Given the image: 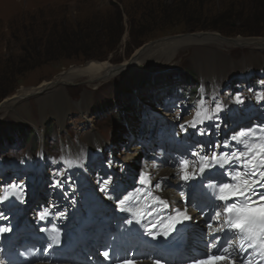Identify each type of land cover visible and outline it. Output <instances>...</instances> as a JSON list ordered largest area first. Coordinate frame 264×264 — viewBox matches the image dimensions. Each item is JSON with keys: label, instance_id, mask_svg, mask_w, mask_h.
Masks as SVG:
<instances>
[{"label": "rangeland", "instance_id": "374dc122", "mask_svg": "<svg viewBox=\"0 0 264 264\" xmlns=\"http://www.w3.org/2000/svg\"><path fill=\"white\" fill-rule=\"evenodd\" d=\"M87 24L102 39L98 55L108 54L105 61L58 60L22 75L1 74L26 65L24 49L31 42L63 28L78 35L76 29ZM193 35L264 40V0H0V135L13 139L0 136V216L33 217L38 204L58 211L101 205L116 179L150 172L152 152L170 146L173 136L190 154L210 159L230 153L233 111L242 116L264 110V51L219 47L225 60L218 49L200 44L172 59L160 55L162 44ZM144 49L143 63L99 86L89 77L58 83L6 111L13 103L6 100L60 82L73 68L91 62L117 67ZM191 73L197 85L185 78ZM53 90L56 96L40 103L41 92ZM61 93L69 101L62 107ZM8 194L17 203L7 212L1 207Z\"/></svg>", "mask_w": 264, "mask_h": 264}, {"label": "bare ground", "instance_id": "6f19581e", "mask_svg": "<svg viewBox=\"0 0 264 264\" xmlns=\"http://www.w3.org/2000/svg\"><path fill=\"white\" fill-rule=\"evenodd\" d=\"M216 42L217 44H214ZM200 44L204 45L206 49L212 48L214 50L215 49L219 50V47L225 50L229 49L230 47H240V48L253 47L252 49L264 51V40L255 39L254 41L252 40L251 42H248L243 39H236L235 41L230 42V41H226L224 38H221V37L218 38L215 35H211V36L207 35V36H198V37L196 36L182 37L176 40H172L171 43L162 44L161 46H163V49L160 55L164 56L166 59H172V57L178 54L179 51H181L183 48L194 47V50L196 51L197 48L195 47H197V45H200ZM218 50L217 52H219L222 55V57H225L223 52L220 50L218 51ZM147 54H148V50L144 49V51L140 53L139 57L135 60V62H133L132 64L133 67L136 65H139L140 63H143V60L145 59ZM224 59L226 60V57ZM71 71H73V73H68L66 74L65 77H61L62 81L56 82L57 84L44 82L43 85L40 86L39 89L26 90V91H23L17 94L15 99L6 100L5 101L6 103L13 102L8 107H6V111L7 109H11L12 107H14L16 104L18 105L19 103L25 101L29 97V95L34 94L35 92L37 94L38 92L44 89H48V88H53L55 90V87H57L62 82L71 84L79 80H82L84 77L85 78L89 77L91 81L96 82L97 80L94 86H99L100 84L98 83V81H100L103 78L104 80L112 79L114 77L112 76L113 73H116L117 75V73H119L121 69L115 68L114 66L108 63L91 62V63H88L87 66L73 68ZM122 71L119 74H121ZM54 90L48 93L46 91L44 93L41 92V94L44 95V97L39 98L40 103L47 105L48 101L46 97L51 94H53V96H56V94H54L55 93ZM57 95L63 96V97L65 96V99L62 100L63 102L60 105V107L67 105L69 101L66 95L64 93L57 94ZM74 104L76 105V103ZM82 104H84V101L81 104H77V106L82 105ZM3 109L5 108L0 109V111H3ZM233 114H234L233 116L234 120H233V123L231 125V130L229 131L228 135H229V140L233 141L234 147L232 148L229 154H231L232 152L244 151L243 145L237 144L236 141L233 140V137L242 130L250 129L253 120H254L253 122L254 124L261 123V125L264 126V110L261 113L247 111L246 114L242 116L237 114L236 111H233ZM62 115L63 114L61 113L60 115L57 116V118L59 119L62 118L63 117ZM182 134L184 135L185 131H182ZM170 141L172 145H175V147L173 146L172 149L169 147H160V149L156 151L155 153L154 151L152 152L153 161L151 160V164H154L152 168V172L151 173L144 172L146 173V175L143 178L139 179L140 180L139 184H147L148 187H151L154 191H158L161 195H165V196L170 195L171 198L177 201H180L179 192L185 193L186 195L191 194L192 196H195V197L199 196L202 190H198L197 188H194V187L196 186V181L199 178L200 165L202 163L199 159L200 155H194V153L191 155L189 152L183 150L185 146L184 142H182L183 141L182 138H179L178 136H173L172 138H170ZM152 144L156 146L155 143H152ZM169 151L171 154H173L177 158V161L170 160L171 156H170ZM176 151L178 153H176ZM222 156L223 154L218 157H222ZM185 161L188 162L189 164V167L187 169V173L189 175L188 180H184L182 178L184 175V172L182 171V166ZM239 165H240V162H236L235 164L232 165V167L235 170H239ZM228 167L229 165L226 163L224 168H220L217 165L210 169L209 168H205V169L209 171L208 175L210 176V178H214V177L218 178V177L223 176L222 173H224ZM216 169H219L218 175H215ZM115 181H116L115 182L116 185L114 187L113 186L111 187V192H114V194L113 193L109 194L108 198H106L107 200L108 199L109 200L106 201L102 206L101 205L98 206L99 205L98 203H94L91 207L85 210H80L76 207H72L69 210L71 214V215L68 214L69 215L68 219L71 220L70 223L73 225L74 223L78 222V223H83L84 225L88 226L91 230L90 239H93V240L97 239V235L99 231L95 229V227L99 228L100 230L111 219L112 213L114 211L113 206H111V202L116 200L120 189L124 188L126 185H132L135 182L134 180H132L130 181V183L128 182L125 183V181H122L120 179H116ZM157 185H159V189L156 187ZM201 198L204 199L203 196H201ZM4 199H5L4 203L8 204L14 198L12 197V195H7L4 197ZM11 205L12 204H8L7 206H11ZM102 209L106 211L107 213L106 219L98 218L95 215L96 212ZM47 210H49V215L51 216H54L55 214H57L56 211L53 213L52 209L47 208ZM27 223L30 227L35 228V224L32 222H28V220H26L25 222V220L22 219L18 224H13L11 221L5 220L4 218L0 217V227L5 229L4 231L15 230V233H18L24 229ZM0 264H4L1 261V258H0Z\"/></svg>", "mask_w": 264, "mask_h": 264}, {"label": "snow or ice", "instance_id": "6c2138e0", "mask_svg": "<svg viewBox=\"0 0 264 264\" xmlns=\"http://www.w3.org/2000/svg\"><path fill=\"white\" fill-rule=\"evenodd\" d=\"M237 100L239 101V97ZM244 137L255 139L252 143H246ZM261 139L251 129L242 130L233 140L242 144L244 151L224 153L222 157L213 154L210 159L206 156L199 157L202 173L205 168L217 165L224 168L227 163L229 167L222 175L229 179L215 185L217 191L214 195L221 202V210L216 213L218 226L215 227L214 238L209 244L210 252L203 259H194L192 264H259L260 260H264V192L257 191L258 188L264 189V143ZM236 162H240L239 170L232 167ZM188 167L189 164L185 161L182 166L184 180L189 179ZM156 187L159 188V185ZM152 199L165 208L168 207L166 201L158 197ZM174 213L169 218L172 222L170 226L194 219L187 208L174 209ZM44 215L42 213L40 218L43 219ZM206 226L213 228L212 224ZM216 233L223 234V238L216 236ZM234 241L238 243L234 245ZM248 249L252 250L255 260L239 259L232 255L234 251L247 252ZM104 255L107 257L108 254Z\"/></svg>", "mask_w": 264, "mask_h": 264}, {"label": "trees", "instance_id": "16d2710c", "mask_svg": "<svg viewBox=\"0 0 264 264\" xmlns=\"http://www.w3.org/2000/svg\"><path fill=\"white\" fill-rule=\"evenodd\" d=\"M182 19L186 23H188L189 26L192 25L191 23L188 22L186 18L185 19L182 18ZM259 22H263V21H259ZM218 26L213 25L212 28H216L217 30H219L220 28ZM200 28L202 29V27L197 26L194 29L197 30ZM70 31L71 30H67L63 28L62 32L60 33L54 31L53 33L51 32L49 35L47 34L46 37L43 36L42 39L40 37H39L40 39L37 38L38 39L37 41L31 42L28 49H24V51L27 50V60L24 61L25 63H23L26 64L24 66L25 68L21 64L16 63L15 65H18L22 69L18 70L19 68L18 66L14 68L15 66L12 65L13 66L12 68L7 69L6 67L5 68L6 70H3L1 74L22 75V73L28 72L29 70L37 68L38 66H42L44 64L55 62L58 60L80 61L81 59H83L84 61L83 60L82 61L86 62L92 59H98L102 61H105L107 59L108 54H106L104 58H103L104 56L103 54L101 55L102 57L98 55L99 52L98 48L102 39L101 37H98V35H96V37L94 36L95 34L94 25L92 26L90 24H87V25H83L79 29H76L75 34L78 33V35H74V34L72 35ZM191 31H193V29H191ZM219 31H221V29ZM140 36L141 35H138V37ZM13 61L14 60L8 62L12 63ZM185 78H188L191 82L196 83V85L198 84L197 83L198 77L196 74L194 75L191 73L190 75L185 76ZM0 136H2L1 140L3 138L5 139L7 138L9 142L13 141V139L8 138V136L7 137L5 135H0ZM0 143H2V141H0Z\"/></svg>", "mask_w": 264, "mask_h": 264}, {"label": "water", "instance_id": "95a60500", "mask_svg": "<svg viewBox=\"0 0 264 264\" xmlns=\"http://www.w3.org/2000/svg\"><path fill=\"white\" fill-rule=\"evenodd\" d=\"M193 36H196V37H198L199 35H193ZM219 37V36H218ZM176 38H181V37H176ZM222 38V37H221ZM226 41H231V40H226ZM233 41H235V40H233ZM142 51V50H141ZM140 51V52H141ZM140 52L135 56V57H133L132 59H130L129 61H127V62H125L124 64H121V65H119V66H117V67H115V68H118V69H121V71L122 72H124V71H127V70H130V68H133V62H135V60L139 57V55H140ZM107 63V62H106ZM109 64V63H108Z\"/></svg>", "mask_w": 264, "mask_h": 264}]
</instances>
